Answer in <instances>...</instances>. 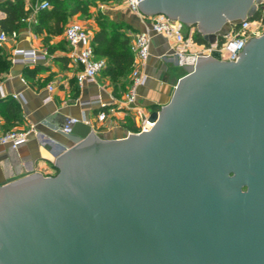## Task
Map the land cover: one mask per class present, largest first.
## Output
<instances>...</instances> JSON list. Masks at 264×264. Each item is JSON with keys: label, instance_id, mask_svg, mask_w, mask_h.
I'll use <instances>...</instances> for the list:
<instances>
[{"label": "water", "instance_id": "water-1", "mask_svg": "<svg viewBox=\"0 0 264 264\" xmlns=\"http://www.w3.org/2000/svg\"><path fill=\"white\" fill-rule=\"evenodd\" d=\"M138 2L214 44L264 0ZM240 55L198 56L149 131L54 126L58 173L0 186V264H264V36Z\"/></svg>", "mask_w": 264, "mask_h": 264}, {"label": "crops", "instance_id": "crops-1", "mask_svg": "<svg viewBox=\"0 0 264 264\" xmlns=\"http://www.w3.org/2000/svg\"><path fill=\"white\" fill-rule=\"evenodd\" d=\"M6 1L0 0V5ZM22 1L25 14L15 30L18 38L9 40L0 48V61L7 62L6 67L0 63V85L5 94L2 98L0 93V136L8 126L18 130L35 128V132L17 149L0 145V186L32 173L46 177L57 174V158L70 142L53 127H62L67 118L84 120L96 133L99 129V133L108 139L124 138L128 132L137 131L141 123L140 116L121 110L125 95L123 89L131 81L132 71L126 78L114 81L112 72L106 70L96 81L78 84L77 75L82 68L72 60L71 48L64 34L68 25L78 22L86 29L91 44L98 45L93 40L102 29L100 23L106 20L108 36L114 35L115 43L127 40L134 67L131 46L144 26L129 9L126 0H95L89 14L69 16L66 22L59 21L52 10L34 13L35 5L42 0ZM82 17L83 22L80 21ZM6 18V12L0 10V31L6 32L2 26ZM24 18L37 22H24ZM228 29L226 25L222 32ZM15 50H34L38 54L44 53L46 58L37 63H14ZM190 66L191 61H184L182 65L178 63L171 40L152 33L150 56L142 65L147 82L137 90V104L143 108L144 114L150 117L170 102L179 80L187 74ZM49 85L53 86L52 91L48 89ZM14 95L20 96L19 100ZM97 97L100 101L95 100ZM14 105H18L19 113L13 109ZM112 108L121 111L113 116L112 122L101 126L98 113ZM47 120L51 126L44 125Z\"/></svg>", "mask_w": 264, "mask_h": 264}, {"label": "built area", "instance_id": "built-area-1", "mask_svg": "<svg viewBox=\"0 0 264 264\" xmlns=\"http://www.w3.org/2000/svg\"><path fill=\"white\" fill-rule=\"evenodd\" d=\"M129 9L136 14L142 21L143 30L137 35L131 50L134 55V67L131 73V85L124 95L121 110L131 112L140 116V127L137 131H130V134H139L149 131L153 125L149 122V117L144 114L143 108L137 104V90L147 82V75L142 71V65L150 56L151 35L157 33L171 40L174 44V57L179 64L184 61H191L192 66L198 60V56H211L212 52L220 53V60L223 62H235L240 58V51L247 43V40L254 36L256 38L264 36V17L253 19L247 17L244 20L229 23V29L226 32L218 34L217 41L214 44L204 43L197 40L196 35L200 34L196 26H188L178 20H173L166 15H146L139 8L138 0H126ZM51 8L48 0H42L37 3L33 9L34 13L45 11ZM24 22L36 23V20L24 18ZM65 38L71 48L72 60L81 66V71L77 75V82L83 85L86 82H94L96 78L106 69L107 62L104 59L96 58L91 40L86 29L78 22L71 23L65 29ZM18 32L10 33L0 31V48H2L9 40H16ZM46 55L38 54L36 51H20L15 50L13 54L14 63H37L41 59H45ZM48 89L53 90V86L49 85ZM0 93L2 98L5 94L0 85ZM18 95L14 98L19 100ZM49 100V98H48ZM100 101V97L95 99ZM112 108L108 111L102 110L98 113L97 119L101 126L113 121V116L121 111ZM81 120L71 117L67 118L62 131L70 133L71 128ZM81 122H85L82 120ZM86 123V122H85ZM93 128V127H92ZM95 131V130H94ZM35 128L12 130L4 132L0 136V145L17 149L24 145Z\"/></svg>", "mask_w": 264, "mask_h": 264}, {"label": "trees", "instance_id": "trees-1", "mask_svg": "<svg viewBox=\"0 0 264 264\" xmlns=\"http://www.w3.org/2000/svg\"><path fill=\"white\" fill-rule=\"evenodd\" d=\"M51 4V8L46 11L52 10L58 15V20L66 22L69 16L76 15L78 13L88 14L91 6L94 5L95 0H48ZM0 10H3L7 14V18L2 21V26L6 32H13L18 28V22L24 16V3L22 0H8L4 4L0 5ZM264 17V2L259 7L253 19H259ZM101 19L100 21H102ZM102 29L96 34L93 42L98 43V45L92 44L93 51L96 58L101 59V57L106 58L107 67L104 71L108 70L112 72V77L114 81H118L121 78H126L129 73H131L133 68V56L127 47V40L123 42L115 43L114 35L108 36L106 20L100 23ZM196 38L200 42H204L203 36L197 34ZM2 67H6L7 62L0 61ZM131 85V81L123 89V93L127 92ZM124 87V86H123ZM117 94V93H116ZM13 109L19 113L18 105H14ZM105 109V108H104ZM103 109V110H104ZM160 111V110H158ZM11 128V129H9ZM15 130L14 128L8 126L7 131ZM5 131V132H7ZM58 173V171H57Z\"/></svg>", "mask_w": 264, "mask_h": 264}, {"label": "rangeland", "instance_id": "rangeland-1", "mask_svg": "<svg viewBox=\"0 0 264 264\" xmlns=\"http://www.w3.org/2000/svg\"><path fill=\"white\" fill-rule=\"evenodd\" d=\"M88 14H89V13H88ZM83 20H84L83 17L80 18V21H81V22H83ZM97 131H98V133H96V134H97L98 136H100V137L103 138V139H108L107 136H105V135L99 133V131H100L99 129H98Z\"/></svg>", "mask_w": 264, "mask_h": 264}, {"label": "flooded vegetation", "instance_id": "flooded-vegetation-1", "mask_svg": "<svg viewBox=\"0 0 264 264\" xmlns=\"http://www.w3.org/2000/svg\"><path fill=\"white\" fill-rule=\"evenodd\" d=\"M247 188L246 187H243V190L245 191Z\"/></svg>", "mask_w": 264, "mask_h": 264}]
</instances>
